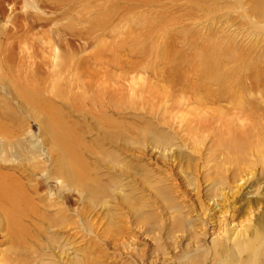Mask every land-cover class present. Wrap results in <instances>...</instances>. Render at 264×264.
Masks as SVG:
<instances>
[{
  "label": "rangeland",
  "instance_id": "obj_1",
  "mask_svg": "<svg viewBox=\"0 0 264 264\" xmlns=\"http://www.w3.org/2000/svg\"><path fill=\"white\" fill-rule=\"evenodd\" d=\"M216 1L0 0V106H16L19 101L16 96L24 92L30 95L37 93L44 107L47 102L60 108L58 117L64 131L79 133H74L77 138L79 135L84 137L91 149L104 153L106 163L96 161V157L85 154L81 149L82 157L85 155L91 166L103 173L113 166L118 167L116 174L112 170L111 175L117 184L124 186V192L119 195L120 198L124 196V201L120 204L119 200L110 202L114 219L90 214L91 218L94 217V228L79 244L83 247L88 242L84 247L93 252L90 259L91 262L93 258V264H264V249L253 244L254 251L245 252L237 245L234 234L237 229L233 227L234 224L246 223L256 201L264 204V192L258 193L255 189L254 194L258 195L251 198L252 195L247 193L251 191L247 189L244 196L237 197L242 201L240 204L237 200L229 203V200L215 210L212 205L208 206L211 198L203 191L199 198L196 197L192 213L199 222L195 228L181 231V227H175L169 213L167 215V204L164 201V204L159 203L162 199L152 191V172L153 176L164 177L166 170L172 169V165H164L165 161H161L160 152L153 151L152 131L179 138V147L175 151L177 161L183 159L185 163L196 157L193 162L197 161L204 174L212 172L208 168L214 167L215 161L208 168L203 166L206 167V160L212 153V138L202 137L205 141L197 142L200 150L194 151L189 145L192 140L187 141L189 134L180 126L212 120L217 107L214 105L216 94L212 82L206 83L209 85L207 88H212V95L209 94L208 100L203 98L206 85L202 83L203 69L199 57L202 47L214 46L216 41L213 23L216 10L212 7ZM205 5L209 8L203 7ZM106 88L118 90L119 110L111 108L108 115H112V121L119 122L122 130L130 134L129 139L108 140L99 136L96 130L101 133L102 127H95L97 121L75 111L80 107V110L90 109L100 99L96 97L98 90ZM175 95L183 103V110L177 111L174 119L168 116L169 122L162 124V112L157 109L167 101L173 104ZM33 99L28 96L27 100ZM177 99L174 100L178 103ZM27 114L19 115L20 120L29 121L23 128L30 143L27 145L32 148L41 144L37 162L49 166L48 155L51 151L53 154L55 147L50 142L41 143L39 127L30 118L34 114ZM70 133L65 135L67 139ZM113 161L115 165H112ZM11 164L28 171L25 163L16 161ZM120 169L123 176H119ZM130 173L137 175L134 180ZM34 175L44 202L58 206L57 211L63 214L65 206L56 193L54 181L44 184L39 172ZM252 181L254 187H263L264 171L259 169ZM110 182L109 177L102 179V184L108 188ZM130 193L132 199L128 197ZM72 199L70 214L79 224L80 216H84L87 210L76 195ZM159 204L164 207L161 209ZM231 205L233 208L224 213ZM51 211L52 215L58 213L55 209ZM250 216L253 227L259 225L261 219L264 223L263 213L255 210ZM229 224L231 226L228 227ZM1 236L0 264H8L14 260L18 250L10 243L5 244Z\"/></svg>",
  "mask_w": 264,
  "mask_h": 264
},
{
  "label": "bare ground",
  "instance_id": "obj_2",
  "mask_svg": "<svg viewBox=\"0 0 264 264\" xmlns=\"http://www.w3.org/2000/svg\"><path fill=\"white\" fill-rule=\"evenodd\" d=\"M207 5L203 7H208ZM212 7L216 10L213 21L216 41L215 44L212 43L214 46H204L202 43L204 47L200 49L199 57L203 69L202 83L206 85L205 89L203 88V98L208 100L209 94L213 92H210L212 88H207L209 85L206 84L212 82L216 94L215 103L212 101L217 107L214 109L212 120L194 125L189 122L180 126L189 134L188 138H190L187 141L192 140L189 145L194 151L200 147L197 144L199 140L203 142L205 138H212V153L208 151L210 157H207L206 167L203 165L204 168H208V165L215 161L214 167L208 168L212 172L208 171V174L201 172L203 168L200 169L197 161L193 162L196 157L192 158L193 160L185 159V163L183 159L177 161L175 151L179 147L177 146L179 138L152 131L153 151L160 152L164 159L158 157L166 162L164 165H172V169L166 170L164 177L153 176L152 172V191L162 199L158 198L161 200L159 203L167 204H165L167 215L169 213L173 224L175 227H181V231L182 229L191 230L195 228L196 222H199L192 213L196 206V197L203 191L211 198L208 206L212 205L215 210L229 200V203L231 201L233 203L234 200L236 202L237 197L244 196L247 189L251 191L247 192L252 195L251 198L258 195L254 194L255 189L258 193L264 192V186L256 188L252 181L259 169L264 171V0H217ZM204 44H206L205 39ZM106 89L95 92L100 101L93 100L95 102L90 107L91 111L88 112L86 109H90L87 107L84 108L85 110L76 107L75 111L97 121L98 125L95 127H102L101 133L96 130L99 136L108 140L129 139L130 134L122 130L119 122L112 121V115H108V110L111 108L119 110L120 103L118 104L119 100L116 99L118 90ZM30 94L24 92L20 94L21 96L19 95L20 97L16 96L19 99L16 106L6 108H3V105L0 106V236L2 235L5 244L10 243L18 250L14 260L8 264H93V258L90 262L93 252L84 247L88 242L83 245L84 249L82 244H79L86 240L87 234L94 228L92 220L94 217L91 218L90 214L95 213L96 216L99 214L106 219L111 216V219H114L110 202L119 200L120 204V201H124V196L121 198L119 196L124 192V186L117 184L111 175L112 170L117 171L118 167L113 166L103 173L100 172L101 169L91 166L92 164L90 165V162L84 158L85 155L82 157L81 149L85 154L96 157V161L102 160L106 163L107 158L104 157V153L91 149L92 147L85 143L84 137L79 135L80 137L77 138L76 135L79 133L68 131L71 136L69 135L70 138L67 139L65 135L69 133L60 127L61 121L58 117L60 108L53 106L52 103L49 105L47 102L44 107V103L41 105L36 96L37 93ZM28 96L32 99L35 96L36 98L28 101ZM174 99H177L176 95ZM174 99L171 102L173 104H168L167 101L166 105H160L161 107L157 109L158 112H162V124L169 122L167 120L169 117L174 119L177 111L182 109L183 103L180 98L177 99L178 103ZM181 99L184 101L182 97ZM152 111L154 112L155 109ZM27 113L34 114L30 115L32 116L30 118L34 119L39 127L38 138H42L41 143L50 142L55 147L53 154L51 151L48 155L49 166H42L37 162L41 144L40 147L32 148L27 145V134L23 128L29 121L19 119V115L22 117ZM72 133L76 134H74L76 138ZM200 137L205 138L200 139ZM132 139L134 140L135 137ZM183 142L185 143L184 139ZM75 145L79 147L75 148ZM16 161L18 164L25 163L28 171L17 166L15 168L11 163ZM35 172L40 173L39 177L44 184L54 181L57 187L56 193L65 206L63 214L57 211L58 206L44 202L38 192ZM118 173L117 175L121 176L123 171L120 169ZM127 175L124 174V176ZM129 175L132 180L137 176L131 173ZM105 177L111 180L109 188L102 184V179ZM202 186L203 189H201ZM74 195L83 201L87 210L84 216H80L79 224L74 222L73 214H70L69 210V206L74 203L72 199ZM128 197L132 199V194L130 193ZM237 201L239 204L242 202ZM248 203L251 205L250 201ZM158 206L160 207V204ZM231 207L233 208L232 205L229 206L224 213ZM51 209H55L58 213L52 215ZM255 210L264 215V204L256 201L246 223L233 225L237 229L234 233L237 245L250 253L254 251V246L264 249L262 219L259 225L254 227L252 225L250 215ZM153 222L156 224L157 220ZM179 222L180 224L177 225ZM79 239L82 240L79 241ZM19 250L21 252L18 254ZM100 258L102 259L101 256ZM96 259L101 260L99 257Z\"/></svg>",
  "mask_w": 264,
  "mask_h": 264
}]
</instances>
